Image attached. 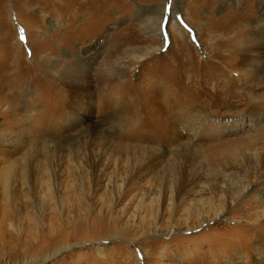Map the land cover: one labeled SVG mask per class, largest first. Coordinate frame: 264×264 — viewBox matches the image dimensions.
<instances>
[{
	"label": "rangeland",
	"instance_id": "rangeland-1",
	"mask_svg": "<svg viewBox=\"0 0 264 264\" xmlns=\"http://www.w3.org/2000/svg\"><path fill=\"white\" fill-rule=\"evenodd\" d=\"M263 4L0 0V264H264Z\"/></svg>",
	"mask_w": 264,
	"mask_h": 264
},
{
	"label": "bare ground",
	"instance_id": "bare-ground-1",
	"mask_svg": "<svg viewBox=\"0 0 264 264\" xmlns=\"http://www.w3.org/2000/svg\"><path fill=\"white\" fill-rule=\"evenodd\" d=\"M152 12H153V10L150 11V13H152ZM154 13L156 14L155 16H157V17H155V18H157V20L154 21L152 18H149V17L148 18L145 17V19H144V27L146 28L145 32L150 33V32H153L155 29V32L159 36L160 35L159 34L160 23L162 21V16L164 14V3L161 6V8L159 10L154 11ZM175 14H176V12L173 9V12L170 13L171 18H170V24H169L168 29H170L173 33L182 37V33H184V32L179 27V25H177L178 20H176ZM260 15H261L260 18L262 19V13H260ZM210 34H211V31L207 32L208 37L211 36ZM236 37H238V36L234 35L232 39L230 37V38H227L226 41H227V43H229L230 46L233 45L239 49L237 51H240V55H241L242 60H249L251 58L252 54H254L260 50H263V52H264V36L262 37L261 34H255V38L252 37V39H250V40H248V37H247L246 39H243L242 42L241 41L239 42L238 41L239 38L237 39ZM207 38H206V40H207ZM178 39H180V38H178ZM172 40H173V38H172ZM199 40L201 41L202 44H205L204 41L206 42V40L202 39L200 36H199ZM156 49H158V48L154 47V46H149L147 53L140 54L137 57V59L138 58L141 59L142 57H146V55L154 52ZM53 64H55V62H53ZM69 70L70 69L65 68L62 73L58 74L59 79H61V81L65 82L67 84V88H66L67 91H69V93L74 94V95L87 96L89 93V89H90V87H88L89 81H90L89 80L90 74L85 70L79 74H75L73 72H68ZM78 71L79 70H77V72Z\"/></svg>",
	"mask_w": 264,
	"mask_h": 264
},
{
	"label": "snow or ice",
	"instance_id": "snow-or-ice-1",
	"mask_svg": "<svg viewBox=\"0 0 264 264\" xmlns=\"http://www.w3.org/2000/svg\"><path fill=\"white\" fill-rule=\"evenodd\" d=\"M21 39H23V37H21Z\"/></svg>",
	"mask_w": 264,
	"mask_h": 264
}]
</instances>
